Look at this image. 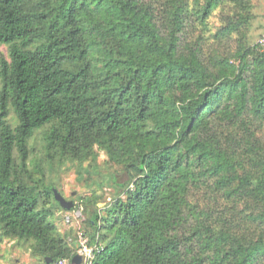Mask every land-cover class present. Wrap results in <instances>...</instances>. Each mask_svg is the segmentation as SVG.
<instances>
[{"label":"trees","instance_id":"16d2710c","mask_svg":"<svg viewBox=\"0 0 264 264\" xmlns=\"http://www.w3.org/2000/svg\"><path fill=\"white\" fill-rule=\"evenodd\" d=\"M255 1L0 0V243L71 260L42 167L90 178L102 152L118 170L109 202L82 199L92 264H264Z\"/></svg>","mask_w":264,"mask_h":264},{"label":"rangeland","instance_id":"374dc122","mask_svg":"<svg viewBox=\"0 0 264 264\" xmlns=\"http://www.w3.org/2000/svg\"><path fill=\"white\" fill-rule=\"evenodd\" d=\"M255 8L257 20L253 21L252 29L249 31V43L251 45H255L260 34L264 32V0H256ZM217 22L218 20H215V17L209 21V32H215ZM1 52L3 55H6V48L2 47ZM45 132V128L40 129L28 140V146L32 150L30 153V161L43 160V138ZM87 166V163L83 164L84 169H86ZM42 169L45 173V184L51 185L65 200L73 201V207L76 210L81 209L87 220L82 199L98 195L102 196L105 202H109L113 195V190L107 185V176L118 170V167L108 164L107 158L100 152L97 158V166L89 168L91 171L90 178L83 173V179H81L77 174L79 165L71 162L65 163L54 172H50L48 166L44 164ZM124 180H126L125 177H119V181L122 182ZM97 207L98 209L104 208V203L98 204ZM64 213L65 212H58L55 214L54 220L57 229L61 234L74 236L76 222H73V225L70 226L65 225L62 220ZM84 230H88L86 223L84 225ZM0 264H41V262L38 258L31 256L29 244L23 241L4 240L0 243Z\"/></svg>","mask_w":264,"mask_h":264},{"label":"built area","instance_id":"2783aa9c","mask_svg":"<svg viewBox=\"0 0 264 264\" xmlns=\"http://www.w3.org/2000/svg\"><path fill=\"white\" fill-rule=\"evenodd\" d=\"M257 46L264 48V32L259 36ZM62 220L65 225H73L76 222L74 236L67 235L66 241L69 244L75 246V254L80 256V264H92L95 255L100 252L101 248L98 245L91 244L88 237L85 234L84 225L86 223V218L84 217L81 209H75L65 212L63 214ZM64 235V234H63ZM53 264H71L70 260H57Z\"/></svg>","mask_w":264,"mask_h":264},{"label":"water","instance_id":"95a60500","mask_svg":"<svg viewBox=\"0 0 264 264\" xmlns=\"http://www.w3.org/2000/svg\"><path fill=\"white\" fill-rule=\"evenodd\" d=\"M53 195L55 201L59 204V206L65 210V211H70L73 208V202L72 201H67L65 200L56 190H53ZM50 260L47 261V264H50ZM81 263V258L78 255H75L71 259V264H80Z\"/></svg>","mask_w":264,"mask_h":264},{"label":"clouds","instance_id":"9594fccd","mask_svg":"<svg viewBox=\"0 0 264 264\" xmlns=\"http://www.w3.org/2000/svg\"><path fill=\"white\" fill-rule=\"evenodd\" d=\"M75 255H76V254H75ZM75 255H74V256H75ZM74 256H73V257H74ZM70 263H71V260H70Z\"/></svg>","mask_w":264,"mask_h":264}]
</instances>
